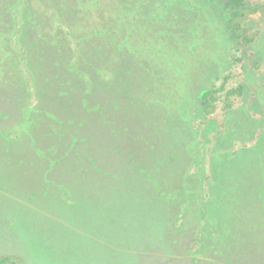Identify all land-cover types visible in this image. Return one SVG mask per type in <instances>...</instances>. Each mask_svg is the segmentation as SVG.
<instances>
[{"label": "rangeland", "instance_id": "obj_1", "mask_svg": "<svg viewBox=\"0 0 264 264\" xmlns=\"http://www.w3.org/2000/svg\"><path fill=\"white\" fill-rule=\"evenodd\" d=\"M0 0V255L264 264V0ZM242 84L205 115L200 92ZM221 98V97H220Z\"/></svg>", "mask_w": 264, "mask_h": 264}, {"label": "trees", "instance_id": "obj_2", "mask_svg": "<svg viewBox=\"0 0 264 264\" xmlns=\"http://www.w3.org/2000/svg\"><path fill=\"white\" fill-rule=\"evenodd\" d=\"M224 9L226 11V23L232 35L240 36V42L244 45L253 41L257 35L256 31H252L250 34H243V32H245V23L250 18V14L256 15L259 5L247 3L246 0H224ZM229 79L230 74H224L219 85L212 84L200 92L199 99L202 112L205 115L215 112L220 99L225 103L223 109H231L235 106V100L232 97L241 96L242 84L239 83L228 88Z\"/></svg>", "mask_w": 264, "mask_h": 264}, {"label": "flooded vegetation", "instance_id": "obj_3", "mask_svg": "<svg viewBox=\"0 0 264 264\" xmlns=\"http://www.w3.org/2000/svg\"><path fill=\"white\" fill-rule=\"evenodd\" d=\"M20 260L13 258L12 254L5 253L0 255V264H17Z\"/></svg>", "mask_w": 264, "mask_h": 264}, {"label": "water", "instance_id": "obj_4", "mask_svg": "<svg viewBox=\"0 0 264 264\" xmlns=\"http://www.w3.org/2000/svg\"><path fill=\"white\" fill-rule=\"evenodd\" d=\"M17 264H22V263H17Z\"/></svg>", "mask_w": 264, "mask_h": 264}]
</instances>
